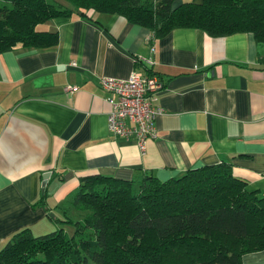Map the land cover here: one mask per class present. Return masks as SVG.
Listing matches in <instances>:
<instances>
[{"label":"crops","instance_id":"crops-1","mask_svg":"<svg viewBox=\"0 0 264 264\" xmlns=\"http://www.w3.org/2000/svg\"><path fill=\"white\" fill-rule=\"evenodd\" d=\"M202 1L175 0L173 8ZM36 29L57 32V45L0 54V250L23 229L39 237L67 228L62 221L75 218L70 202L79 181L91 175L149 174L165 182L227 163L264 196V44L251 34L213 38L175 29L153 39L119 15L95 12ZM134 70L161 84L156 137L144 154L134 140L109 132L110 95L100 86L102 78L125 80ZM241 264H264V250Z\"/></svg>","mask_w":264,"mask_h":264},{"label":"trees","instance_id":"trees-1","mask_svg":"<svg viewBox=\"0 0 264 264\" xmlns=\"http://www.w3.org/2000/svg\"><path fill=\"white\" fill-rule=\"evenodd\" d=\"M1 0L0 54L17 47L49 49L57 32L36 28L54 18L89 12L119 15L149 30L153 39L175 29L208 36L249 33L264 44V0ZM44 189L40 201L44 202ZM75 218L35 237L12 235L0 264H241L264 250V196L247 188L227 163L189 170L160 182L99 175L83 177L70 202ZM61 222V220H59Z\"/></svg>","mask_w":264,"mask_h":264},{"label":"built area","instance_id":"built-area-1","mask_svg":"<svg viewBox=\"0 0 264 264\" xmlns=\"http://www.w3.org/2000/svg\"><path fill=\"white\" fill-rule=\"evenodd\" d=\"M145 63L152 65L150 59ZM100 86L110 95L106 99L110 105L107 114L109 132L114 137L134 140L139 152L144 154L146 142L156 137L154 121L161 109L153 102L155 94L161 89L160 82L134 70L125 80L102 78ZM65 90L74 89L67 87Z\"/></svg>","mask_w":264,"mask_h":264},{"label":"rangeland","instance_id":"rangeland-1","mask_svg":"<svg viewBox=\"0 0 264 264\" xmlns=\"http://www.w3.org/2000/svg\"><path fill=\"white\" fill-rule=\"evenodd\" d=\"M0 1H1V0H0ZM57 1L62 2V3H63L65 6H67V7H71V5L68 4V3H66V2H63V1H61V0H57ZM59 228H61V227H59ZM59 228H58V229H59ZM64 230H65V232H66L68 235H71V233L73 232V229L70 228V227L64 228Z\"/></svg>","mask_w":264,"mask_h":264},{"label":"water","instance_id":"water-1","mask_svg":"<svg viewBox=\"0 0 264 264\" xmlns=\"http://www.w3.org/2000/svg\"><path fill=\"white\" fill-rule=\"evenodd\" d=\"M49 176H50L49 173H45V174L42 176V183H41L42 188L46 185Z\"/></svg>","mask_w":264,"mask_h":264}]
</instances>
